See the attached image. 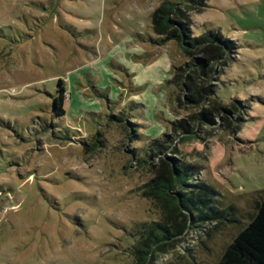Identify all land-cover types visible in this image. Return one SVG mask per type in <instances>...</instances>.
<instances>
[{
	"label": "rangeland",
	"instance_id": "374dc122",
	"mask_svg": "<svg viewBox=\"0 0 264 264\" xmlns=\"http://www.w3.org/2000/svg\"><path fill=\"white\" fill-rule=\"evenodd\" d=\"M186 1L0 0V264H215L248 223L264 193V0ZM175 20L220 39L187 45ZM214 48L209 77L184 72ZM193 81L219 102L191 101ZM181 164L236 219L177 215L151 251L167 221L152 181Z\"/></svg>",
	"mask_w": 264,
	"mask_h": 264
},
{
	"label": "trees",
	"instance_id": "16d2710c",
	"mask_svg": "<svg viewBox=\"0 0 264 264\" xmlns=\"http://www.w3.org/2000/svg\"><path fill=\"white\" fill-rule=\"evenodd\" d=\"M192 1L188 0L186 2L191 3ZM166 4L162 5V9H170ZM176 4L174 6L177 7ZM171 23L176 24L180 28L185 40L184 42L187 45H199L212 39V36L215 39H220V36L216 37L217 35H211L209 32L204 33L201 37L191 36L189 24L185 20L184 22L175 20ZM222 42L226 41L224 40ZM228 44L230 45V43ZM223 58V53L217 48H214L209 54L194 58L190 65L186 64L184 72L187 73L186 71H189L191 68L189 66L196 65L203 74L209 77L214 70L212 63H222ZM61 84L62 80L58 79L57 90L59 93L52 103V107L58 115L65 113L64 88ZM188 85L191 101L197 95H201V97L207 95L212 101L219 102L216 99L218 97L216 95V86L209 85L205 89L201 88L203 93L201 94L196 81L189 82ZM203 118L211 121L208 113H205ZM183 130L187 131L186 128H183ZM197 169L198 167L193 164H181V169L176 170L172 176L158 177L152 181V186L150 187L151 196H154V198L155 195L156 197H160L158 198V205L162 206L167 212V221L153 224L154 227L152 226L147 231L151 251L153 249L159 251L161 249L160 244L165 239L174 235V233L180 232L184 228V222L182 227L176 224L175 218L177 215L185 216V221L188 225L201 222L211 223L214 221L216 226L223 221L233 222L236 219L230 213L234 210L232 205L220 208L217 206L218 204H214L217 192L204 180L196 178ZM163 191L164 193H162ZM162 194H166V196L164 197ZM140 251L143 252L142 249ZM146 259L143 258L140 264H144ZM215 264H264V193L254 202L253 211L249 215L248 223L225 246Z\"/></svg>",
	"mask_w": 264,
	"mask_h": 264
}]
</instances>
